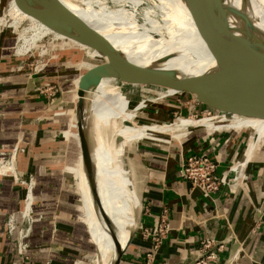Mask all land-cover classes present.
<instances>
[{
	"label": "crops",
	"instance_id": "obj_1",
	"mask_svg": "<svg viewBox=\"0 0 264 264\" xmlns=\"http://www.w3.org/2000/svg\"><path fill=\"white\" fill-rule=\"evenodd\" d=\"M32 56L15 51L10 37L0 40V154L8 157L16 151L18 176L35 182L34 223L29 248L21 256L25 191L14 179L0 178V264H97L80 194L81 146L72 105L84 57L62 51L40 67ZM96 91L88 97V121ZM122 92L116 88L117 113ZM125 98V110L135 118L154 101ZM154 110L153 116L169 118ZM170 128L174 138H184L172 142L146 134L134 153L135 165L125 159L122 166L137 189L142 213L120 264H194L204 239L213 241L218 252L213 264H264V122L204 126L189 136L182 127ZM122 139L115 140L117 153ZM194 155L217 164L222 185L210 198L181 176L185 160ZM12 216L15 230L10 232ZM164 216L170 231L156 247L146 231H154Z\"/></svg>",
	"mask_w": 264,
	"mask_h": 264
},
{
	"label": "bare ground",
	"instance_id": "obj_2",
	"mask_svg": "<svg viewBox=\"0 0 264 264\" xmlns=\"http://www.w3.org/2000/svg\"><path fill=\"white\" fill-rule=\"evenodd\" d=\"M113 1L127 2L131 9H136L141 3L140 0ZM158 1H160L159 7L164 17L163 29L167 35H162V27L151 18L150 12L146 13V24L141 25L134 13L129 12L125 7L110 8L104 2L94 3L92 0H60L68 10L136 65L161 68L184 76L199 75L212 68L215 64L214 58L200 37L185 1ZM224 7L237 15L238 20L234 18V15L230 17L232 27L236 24L237 29L242 28V17H246L252 21L253 29L264 35V0H224ZM29 18L32 17L20 11L14 3L0 17V34L9 28L17 27L19 23H23ZM38 25L39 28L32 43L52 32L41 23ZM156 35L168 38L169 44L164 39H157ZM114 80L118 79L104 78L97 87L95 110L92 112L88 125L92 134L94 160L102 203L112 224L113 232L122 247L125 248L132 231L139 226L138 219L142 202L137 189L125 178L122 166L125 159L129 161L130 150L134 152L137 150L138 142L136 141L143 139L146 134L171 136L175 129L165 127L160 131H152L150 128L137 125L131 118L129 110H125L122 103V109L117 113L114 109L116 93H111V90H108L109 84ZM223 118L226 117L205 121V123H210L208 126H214L215 124H238L243 121L264 122V120L250 118H239L226 122L223 121L225 120ZM182 125L189 127L204 125V123L199 124L191 119H183ZM138 126L137 132L139 133L136 134L134 128ZM135 134L136 138H134ZM121 136L124 141L117 153L115 140L117 138L116 142L121 143L123 140ZM133 138L136 141L131 142ZM100 164L103 166V173L100 170ZM81 191L85 215L97 247L96 263L110 264L116 253V248L108 225L94 207L85 175Z\"/></svg>",
	"mask_w": 264,
	"mask_h": 264
},
{
	"label": "water",
	"instance_id": "obj_3",
	"mask_svg": "<svg viewBox=\"0 0 264 264\" xmlns=\"http://www.w3.org/2000/svg\"><path fill=\"white\" fill-rule=\"evenodd\" d=\"M184 1L200 37L215 61L212 68L199 75L184 76L174 71L143 67L132 63L88 24L68 10L60 0H14L20 11L53 33L76 41L100 56L90 57L86 49L80 47L64 46L67 50L83 52L89 58L102 60L100 64L85 72L79 80L74 118L77 122L78 140L81 146L80 165L89 186L94 207L108 225L116 248L110 264L121 263L127 247L140 226L142 208L138 219L139 226L132 231L126 247L123 248L113 232L100 196L92 134L88 125V97L104 78H115L128 85L173 90L198 101L200 106L196 111L188 116L174 119L199 121L220 116H239L264 120V35L256 32L252 21L246 17H242V28L237 29L236 24L232 27L230 17L234 15L236 20L238 18L235 12L224 7V0ZM47 36H53V40L59 44L63 42L54 34H48L45 37ZM199 113L204 116L199 118ZM165 123L156 121L139 125ZM197 129L203 128H192L186 135ZM166 136L169 135L159 137ZM80 181L79 173V185ZM80 194L82 200L81 186ZM83 210L86 226L97 252L84 207Z\"/></svg>",
	"mask_w": 264,
	"mask_h": 264
},
{
	"label": "rangeland",
	"instance_id": "obj_4",
	"mask_svg": "<svg viewBox=\"0 0 264 264\" xmlns=\"http://www.w3.org/2000/svg\"><path fill=\"white\" fill-rule=\"evenodd\" d=\"M86 1H89V0H86ZM92 1L94 3L95 2H101V3L104 2L107 5V7H110V8L125 7V9H127L129 12L134 13L135 18L137 19L138 23L141 25L146 24L145 23V22H147L146 13L150 12L151 18L154 19L155 21H157L160 24V26L162 27V35H167V32L163 29L164 17H163V13L159 7L160 1H158V0H154V1L153 0H140L141 3L136 9H131V7H128L129 3H127V2L118 3V2L113 1V0H92ZM14 3H15L14 0H0V17L3 16L12 7V5ZM38 24H39L38 21H36L33 18H29V19L25 20L23 23H19L17 27L9 28L6 32L1 33L0 34V40L3 41L4 38L10 37L11 39L14 40L15 51H17L20 55H23V54L26 55L29 52V55H33L31 59L33 61H35L36 59H39V61H40L39 64H41V65L44 63L49 64L50 61L55 59L57 54H59L62 51H70V52L79 54L81 57H84L85 66L82 69V72H84V73L87 72L92 67H94L95 65L101 63L102 60L89 58L83 52H78V51H74V50H67L64 46H66V47H80L82 49H86L87 54L90 57H99L100 56L97 52L89 49L88 47L81 45L80 43H77L76 41H73L71 39H68L66 37H63L61 35H58V34H55L52 32H49V33L54 34L57 39H60L63 42H61L59 44V42L53 40V36L45 37L46 36V34H45L44 37L39 39V41L35 40V42L32 43V40H33L34 36L36 35L38 28H39ZM49 33H47V35ZM156 38L157 39H164L166 41V43L169 44V42L167 41L168 38H162V37H160V35H156ZM30 40H31V42H29ZM52 57H53V59H52ZM48 60H50V61H48ZM119 87H121V89L123 91L122 95H125V97L129 96L131 98H136L137 100H145V99L153 100L154 99V101L152 103H151V101L147 102L148 108L142 109L141 111H138L136 118L133 115L134 112L129 111V113L131 114V118H133L134 122H136L137 125L143 124L146 122H156V121L166 122L165 124L140 125V126H145L146 128H150V129H152L151 127L158 128L157 131H160L165 127H167V128L182 127V128H184V131H187V130L189 131L192 128L204 127V126H208L210 124V123L206 124L205 121L217 120L220 117H223V116H220V117H216V118L204 119V120H199V121L193 120L195 123H199V124L204 123V125L184 127V126H182L183 119H174V118L188 116L189 114L196 111L200 106L198 101L194 100L190 96H188L186 94H178L177 92H175L173 90H168V89L154 88V87L152 88V87H148V86L128 85V84H125L119 80L112 81L109 84L108 90H111V93H115L116 88L119 89ZM112 90H115V91H112ZM96 93H97V91H96ZM96 93H95V97H96ZM137 94H139V96ZM125 97L122 96V98L120 100L122 104H123V102H122L123 98L126 99ZM74 98H75V96H74ZM75 104H76V99L74 100V103L72 104L73 108H74L73 109L74 112H75ZM155 108H156V110H158L157 112L164 111L165 114H163V115L166 117H169V118H165L163 116L160 117V115L159 116H155V115L153 116L152 112ZM203 116L204 115H202V113H199V118H202ZM153 117H156V119ZM239 118H244V117L227 116L226 118H223V119H225L223 121L228 122V121H232V120L239 119ZM244 119H246V118H244ZM215 125H231V124H215ZM138 128H139V126L134 128L136 130V133H139V132H137ZM197 130H202V129H197ZM197 130H195V131H197ZM152 131H154V129H152ZM161 135H163V134H156L155 136L159 137ZM174 137H177V136L176 135L175 136L174 135L166 136L163 138V140L174 142L175 140H180V139L184 138V137H181V138L177 139ZM136 142H140V141L138 140ZM134 153H135L134 151L130 150V156L131 157L129 159V162L132 166H134V164H135ZM100 170L103 173L102 164H100ZM78 172L80 173V178H81V181H80L81 190H83L84 175H83V169L81 168V165L78 169ZM126 208H128V207H126Z\"/></svg>",
	"mask_w": 264,
	"mask_h": 264
},
{
	"label": "built area",
	"instance_id": "obj_5",
	"mask_svg": "<svg viewBox=\"0 0 264 264\" xmlns=\"http://www.w3.org/2000/svg\"><path fill=\"white\" fill-rule=\"evenodd\" d=\"M29 54V52L27 53ZM53 59V57H52ZM51 60V59H50ZM48 60V61H50ZM40 62L39 59L34 61ZM40 67H45L47 63L39 64ZM39 66H35V69ZM182 94V93H178ZM16 155L15 151L10 156L6 157L5 154H0V178H12L19 182L25 191L24 207L21 211L23 219L27 223L25 229L20 230L18 238V252L21 256L25 255L29 245L27 239L30 236L32 225L34 223L33 216V203H34V188L35 182L33 179L23 180L18 176L16 171ZM217 164L205 155H194L185 160L181 170V176L189 182L193 189H198L205 196L210 198L213 194L220 190L222 182L216 175ZM15 230L14 217L9 220V231ZM170 227L166 217L164 216L154 231H146V236L152 237L156 247L162 244L163 239L169 233ZM201 257L194 264H213L217 262L219 255L214 250V242L204 239L201 242Z\"/></svg>",
	"mask_w": 264,
	"mask_h": 264
}]
</instances>
